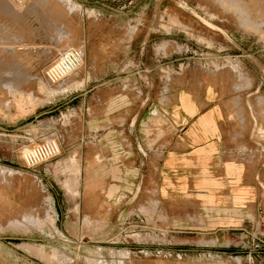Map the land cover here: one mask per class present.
<instances>
[{
    "label": "rangeland",
    "instance_id": "obj_1",
    "mask_svg": "<svg viewBox=\"0 0 264 264\" xmlns=\"http://www.w3.org/2000/svg\"><path fill=\"white\" fill-rule=\"evenodd\" d=\"M105 1L0 0V264H264V213L206 234L156 219L153 171L155 117L199 72L264 160V0ZM66 48L80 63L52 81ZM49 137L59 152L28 165Z\"/></svg>",
    "mask_w": 264,
    "mask_h": 264
},
{
    "label": "crops",
    "instance_id": "obj_2",
    "mask_svg": "<svg viewBox=\"0 0 264 264\" xmlns=\"http://www.w3.org/2000/svg\"><path fill=\"white\" fill-rule=\"evenodd\" d=\"M77 2L94 9L100 3ZM172 91L163 117H155L165 125V137L154 148L153 171L160 199L155 217L165 212L167 221L181 219L186 221L181 226L197 233L237 231L250 215L256 218L264 213L259 196L264 187V160L259 162L258 155L241 148L247 131L242 133L230 116L227 84L199 72L188 75ZM83 95L73 94L64 102Z\"/></svg>",
    "mask_w": 264,
    "mask_h": 264
},
{
    "label": "built area",
    "instance_id": "obj_3",
    "mask_svg": "<svg viewBox=\"0 0 264 264\" xmlns=\"http://www.w3.org/2000/svg\"><path fill=\"white\" fill-rule=\"evenodd\" d=\"M80 54L72 49H63L59 56L49 63L44 72L45 76L52 81H57L77 68L80 63ZM59 152V143L54 137L43 139L32 145L26 153L24 160L28 165H35L45 161Z\"/></svg>",
    "mask_w": 264,
    "mask_h": 264
},
{
    "label": "bare ground",
    "instance_id": "obj_4",
    "mask_svg": "<svg viewBox=\"0 0 264 264\" xmlns=\"http://www.w3.org/2000/svg\"><path fill=\"white\" fill-rule=\"evenodd\" d=\"M219 1H220V0H219ZM236 5H237V4H236ZM5 43H6V42H5ZM78 64H79V63H78ZM70 72H71V71H70ZM70 72H69V73H70ZM69 73H68V74H69ZM68 74H67V75H68ZM65 76H66V75H65Z\"/></svg>",
    "mask_w": 264,
    "mask_h": 264
}]
</instances>
